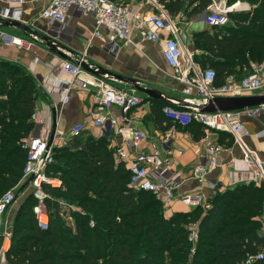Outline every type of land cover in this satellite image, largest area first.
I'll return each instance as SVG.
<instances>
[{
  "label": "trees",
  "instance_id": "1",
  "mask_svg": "<svg viewBox=\"0 0 264 264\" xmlns=\"http://www.w3.org/2000/svg\"><path fill=\"white\" fill-rule=\"evenodd\" d=\"M237 1L251 9L231 12L227 25L195 36L202 51L196 61L214 70L215 85L242 71L249 75L251 65L264 60V0L226 3ZM158 2L169 15L189 19L205 12L211 0ZM40 96L20 66L0 61V197L20 187L31 115ZM108 139L79 134L52 149L54 162L47 174L59 178L61 187H44L50 195L49 229L37 226L28 195L13 217L4 264H243L247 255L264 248L258 231L263 183L216 192L209 197V208L165 218L158 200L129 188L128 171L114 168ZM193 224L198 238L190 254Z\"/></svg>",
  "mask_w": 264,
  "mask_h": 264
},
{
  "label": "crops",
  "instance_id": "2",
  "mask_svg": "<svg viewBox=\"0 0 264 264\" xmlns=\"http://www.w3.org/2000/svg\"><path fill=\"white\" fill-rule=\"evenodd\" d=\"M237 2L244 6L236 12L251 9V6L245 2ZM46 3L47 0L23 3H20L19 0H0V11L19 7L21 9L19 22L36 33L33 35L26 34L15 27L0 26L1 30L18 35L26 42L22 47L0 45V61L20 66L35 82L41 94L35 109L45 118V127L41 132L46 139H49L51 133L52 111H55L56 134L51 145L52 149L65 145L69 139L74 137L75 135H72L71 130L77 124H82L84 127L79 134H89L94 139L106 136L101 128L92 124L91 113L95 110L91 107L90 100L95 87L87 85L84 89L71 82L69 74L59 65L62 61L69 63L83 61L91 66H99L113 75L132 78L139 82L142 87L155 89L167 97L200 103L201 98L196 91L193 90L191 95L186 94L183 84L167 73L171 69L162 56V44L160 42L143 39L138 29L133 27L129 39L125 42H119L117 49L110 50L107 48V35L103 29H101L99 36L93 35L94 13H80L74 8H70L64 24H53L39 15ZM126 4L130 5L132 13L151 9L148 0H127ZM211 28L203 23L202 18L199 20L197 16L189 19L184 16V19L179 22L180 41L184 50L188 54H192L195 61L202 54V51L194 46L195 36L205 30H211ZM51 30L54 33L56 30L60 32V42L66 48L60 50L65 55L64 57L50 52L40 39V36L49 34ZM196 63L201 67V64L197 61ZM253 65H251V69ZM93 76L95 75L82 69L79 78L91 82ZM153 76H164V82H168L166 83L168 87L165 88L163 84L153 85L151 81ZM245 76V71L240 72L239 75H229L224 78L222 85L237 84ZM95 77H99L115 88L125 90L142 99L139 107L129 111L127 126H125L127 128L111 135L107 142L112 149L111 156L114 168L126 169V164L116 157L115 149L119 146L124 147L128 158H130L132 152L125 146L126 141L124 139H128L130 136L128 127L139 129L144 135V140L140 143L139 148L147 153L156 150L163 162V168L179 175L180 184L175 189L176 199L163 206L165 218L171 217L174 213L187 212L192 209V207L180 203L177 198L181 194L197 191L198 187L193 178V169L197 165L206 163L204 151L208 144L220 145L223 150L218 157L217 167L207 176L209 182L215 183L216 190L212 193L207 190L205 191L206 195L211 196L216 192L235 187L242 184L243 179L248 177L249 173L245 170L243 153L229 134L205 129L197 122L180 126L166 119L162 109L165 106L182 107L152 100L125 82L103 75ZM65 94L67 99L64 97ZM260 94H264V86L254 92L246 93V95ZM108 114L116 118L119 116V111L115 107H111L108 109ZM241 121L250 132V135L245 139L247 146L260 159H264V107L256 116L243 113ZM261 184L254 185L259 186ZM29 194V189H22L8 208L13 210L18 206L17 202L24 201ZM11 217L12 215L8 213L7 220H10ZM6 241L8 245L4 249ZM6 241L2 242L0 248V264L2 253L9 246V239Z\"/></svg>",
  "mask_w": 264,
  "mask_h": 264
},
{
  "label": "built area",
  "instance_id": "3",
  "mask_svg": "<svg viewBox=\"0 0 264 264\" xmlns=\"http://www.w3.org/2000/svg\"><path fill=\"white\" fill-rule=\"evenodd\" d=\"M42 0H19L23 2H39ZM150 10L131 12V7L126 3H115L110 0H47V3L40 10V17L53 24H64L67 20L68 11L74 8L80 13H94L93 35L99 36L101 29L107 35V48L115 50L119 42L129 39L133 27L138 29L143 39L160 42L162 44V56L171 69L172 77L184 86V92L191 95L193 90L201 98L200 103L185 100L193 105L190 108H173L165 106L162 109L166 119L180 126H187L192 122H197L205 129L224 132L230 135L233 142L243 153L245 170L249 173L242 183L261 184L264 183V159H260L255 152L247 146L245 139L250 135L249 130L241 121V115L248 113L251 116L258 115L261 107L246 109L243 111H225L215 113H202L196 105L204 103L206 99L215 96H238L246 95L264 86V60L252 66V73L243 77L237 84L215 85V72L212 68L200 67L192 54H188L179 38V22L184 19V15L179 13L175 17L169 15L158 0H148ZM239 2L227 4L226 0H211L207 7L202 21L209 27H222L228 24V14L241 10L237 8ZM21 9L13 7L0 11V17L6 20L20 21ZM56 34L60 32L55 31ZM25 40L15 34L0 29V45L10 47H22ZM61 68L69 74L71 82L86 88L93 85L95 91L91 94L90 105L95 110L91 114L92 124L106 133L105 137H110L127 127L129 111L140 106L142 99L125 90H120L93 76L92 81L79 78L82 69L79 63L60 62ZM69 84V83H68ZM64 90V89H63ZM67 88L65 89V91ZM67 99V95H64ZM115 107L119 111L118 117H111L108 109ZM33 127L26 141V158L22 168V175L19 185H23L29 178L28 186L33 197L32 213L37 226L42 230L49 229V214L46 200L50 199L45 186L49 188L61 187V180L47 174V169L54 162L52 146H48L42 132L45 127V118L35 109L31 115ZM124 127V128H123ZM82 124L72 127V135H77L83 130ZM130 136L126 141V147L132 152L128 158L124 147L115 149V155L119 161L126 164L129 173L127 186L133 190L146 191L150 193L163 206L175 200V189L180 184L177 173H173L163 168V162L156 150L150 152L142 151L140 143L144 140L142 131L130 128ZM223 148L217 144H208L205 147V164H200L193 169V178L197 183V191L185 193L178 196L177 200L188 207H200L205 210L209 208L208 198L205 191L215 192V183L207 180L208 174L218 165V157ZM18 186L8 190L0 197V226L4 213L13 203L14 195ZM73 209L72 207H70ZM259 232L264 237V200L261 204V215L259 217ZM93 225V221H89ZM3 241L8 240L10 233H0ZM198 228L196 224L188 234V240L192 246L197 241ZM191 246V247H192ZM9 247V246H8ZM6 251V250H5ZM4 251V252H5ZM4 252L2 253L1 264H4ZM194 252V247L190 249ZM264 261V248L254 254L247 255L243 264H256Z\"/></svg>",
  "mask_w": 264,
  "mask_h": 264
},
{
  "label": "water",
  "instance_id": "4",
  "mask_svg": "<svg viewBox=\"0 0 264 264\" xmlns=\"http://www.w3.org/2000/svg\"><path fill=\"white\" fill-rule=\"evenodd\" d=\"M0 26L2 27H15L17 29L22 30L26 34H36L33 33L27 26L23 25L19 21L15 20H6L0 17ZM41 41L45 44V46L49 49L50 52L57 54L59 56L64 57L65 55L60 51L61 49H66L64 45L60 42V35L54 33V31H50L47 35L40 36ZM80 67L95 76L103 75L106 77H110L116 79L121 82H125L130 85L136 91L144 94L148 98L152 100L162 101L163 103L175 105L177 107L182 108H190L193 105L187 101L181 99H174L171 97H167L164 94L160 93L155 89L142 87L139 82L132 78L113 75L111 72L96 66L89 65L83 61H79ZM91 66V67H90ZM264 106V94L260 95H238V96H215L212 98L206 99L204 103L196 105L198 110L202 113H215V112H225V111H243L246 109H252L255 107ZM56 117L55 111H52V128L51 133L48 139V146L52 145L53 139L56 134ZM31 178L27 179L23 185H21L20 189L15 193L14 200L17 198L18 193L28 186V183ZM3 242V235H0V248Z\"/></svg>",
  "mask_w": 264,
  "mask_h": 264
},
{
  "label": "rangeland",
  "instance_id": "5",
  "mask_svg": "<svg viewBox=\"0 0 264 264\" xmlns=\"http://www.w3.org/2000/svg\"><path fill=\"white\" fill-rule=\"evenodd\" d=\"M121 3H127V0H122L121 1ZM204 15V12L202 13V14H200V15H198L197 17H198V19L199 20H201V18H202V16ZM195 44V43H194ZM195 46V45H194ZM196 47V46H195ZM167 73L170 75V77H172V72L169 70V71H167ZM165 77L164 76H153V77H151V81H152V84L153 85H157V84H163V86L165 87V88H167L168 87V84H166V83H168V82H164L165 80ZM167 79V78H166ZM264 184V183H263ZM29 193H30V191H29ZM30 195V194H29ZM22 203V201L20 200V201H18L17 202V204H18V206L17 207H15L13 210H10V208H8L7 210H6V212H5V215L2 217V221H1V226H0V233L2 234V233H4L5 231L6 232H8V230H9V233H10V227H11V223H12V220H13V217H14V215H15V213H16V211L18 210V208L20 207V204ZM71 210V209H70ZM8 213H10L11 215H12V217H11V219L10 220H7V214ZM65 215H66V213H65ZM66 220H67V222H69L70 223V221H71V219H69V217H67L66 218ZM193 227V225H190L189 226V228L191 229ZM195 244H196V242L194 243V245L192 246V244H191V246L192 247H194V249H195ZM191 247V248H192ZM190 254H192V252H190Z\"/></svg>",
  "mask_w": 264,
  "mask_h": 264
},
{
  "label": "bare ground",
  "instance_id": "6",
  "mask_svg": "<svg viewBox=\"0 0 264 264\" xmlns=\"http://www.w3.org/2000/svg\"><path fill=\"white\" fill-rule=\"evenodd\" d=\"M242 6H244L243 4H238V6H237V8H241ZM6 241V240H5ZM7 245H8V242L6 241L5 243H4V249H6V247H7Z\"/></svg>",
  "mask_w": 264,
  "mask_h": 264
}]
</instances>
